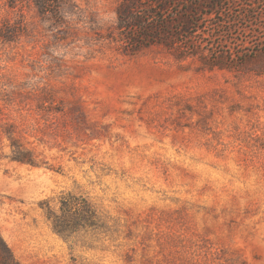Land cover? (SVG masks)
I'll return each mask as SVG.
<instances>
[{
	"label": "rangeland",
	"instance_id": "1",
	"mask_svg": "<svg viewBox=\"0 0 264 264\" xmlns=\"http://www.w3.org/2000/svg\"><path fill=\"white\" fill-rule=\"evenodd\" d=\"M165 3L0 0L26 27L0 44V233L21 264H264V0ZM68 195L99 221L63 236Z\"/></svg>",
	"mask_w": 264,
	"mask_h": 264
},
{
	"label": "trees",
	"instance_id": "2",
	"mask_svg": "<svg viewBox=\"0 0 264 264\" xmlns=\"http://www.w3.org/2000/svg\"><path fill=\"white\" fill-rule=\"evenodd\" d=\"M152 4L158 5L159 3L167 2H182L184 0H150ZM207 4V8L211 10V13L216 12L218 8L225 2L230 0H202ZM38 12L42 15H47L50 13H58L62 0H33ZM16 2L14 1L11 4L12 8H16L13 6ZM199 4H193L192 8L198 6ZM201 6V5H200ZM120 15V20L123 24L132 23L133 19L131 18V14L129 16H125V19ZM136 21V25L140 24L142 28H144L145 22L140 19H134ZM177 25L181 33L187 32L191 29L192 22L183 15H178L177 20H174V24H172V29H174ZM130 28L131 26L126 25L124 28ZM25 25L22 21L18 22H10L4 21L0 23V44H14L18 42L23 33H25ZM165 26L158 24L156 26H146L144 28L145 34L143 36V40L148 43H164L162 38L165 32ZM11 141L12 148H16L15 155L13 160L22 163V164H34V156L31 151L24 150L21 146H18L14 139L9 136ZM1 142V139H0ZM90 205L87 203L85 199H78L75 196L68 195L62 199V214H56L52 211L49 212V220L52 222V226L55 232L60 235L66 236L68 234H74L78 231L79 228L91 227L96 225L97 217L93 212H91ZM92 213V215H90ZM0 264H21L18 259L15 257L12 249L6 243L4 238L0 233Z\"/></svg>",
	"mask_w": 264,
	"mask_h": 264
},
{
	"label": "clouds",
	"instance_id": "3",
	"mask_svg": "<svg viewBox=\"0 0 264 264\" xmlns=\"http://www.w3.org/2000/svg\"><path fill=\"white\" fill-rule=\"evenodd\" d=\"M59 53H57L55 50H53V55H58Z\"/></svg>",
	"mask_w": 264,
	"mask_h": 264
}]
</instances>
